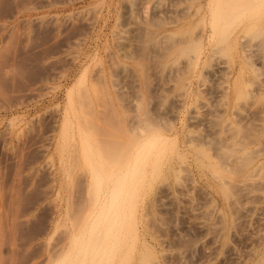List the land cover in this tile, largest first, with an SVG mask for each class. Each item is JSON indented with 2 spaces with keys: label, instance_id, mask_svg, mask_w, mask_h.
Instances as JSON below:
<instances>
[{
  "label": "rangeland",
  "instance_id": "374dc122",
  "mask_svg": "<svg viewBox=\"0 0 264 264\" xmlns=\"http://www.w3.org/2000/svg\"><path fill=\"white\" fill-rule=\"evenodd\" d=\"M263 246L264 0H0V264Z\"/></svg>",
  "mask_w": 264,
  "mask_h": 264
},
{
  "label": "bare ground",
  "instance_id": "6f19581e",
  "mask_svg": "<svg viewBox=\"0 0 264 264\" xmlns=\"http://www.w3.org/2000/svg\"><path fill=\"white\" fill-rule=\"evenodd\" d=\"M161 22V21H160ZM160 22H158V23H160ZM152 24V23H151ZM157 28V27H156ZM149 29V28H148ZM146 31V30H145ZM144 31V32H145ZM155 31V30H154ZM150 32V30L147 32L148 34H150L149 33ZM151 32H152V30H151ZM154 33V32H153ZM152 33V34H153ZM155 34V33H154ZM143 36V35H142ZM148 36H150V37H152V35H148ZM148 36L147 37H145L146 39L148 38ZM144 37V36H143ZM152 39V38H151ZM159 39V38H158ZM157 38H156V40H158ZM126 40V39H125ZM139 40V39H138ZM144 41H145V39H144ZM154 41V40H153ZM122 42V41H121ZM120 42V43H121ZM126 41H124V42H122L123 43V45H124V47H128V43L126 44L127 46H125V43ZM170 42V41H169ZM171 42H172V40H171ZM176 42V41H175ZM184 42V41H183ZM145 44H148L149 42L148 41H145L144 42ZM155 43H156V41H155ZM173 43V45H175L176 43H174V42H172ZM186 43V42H185ZM144 44V46H146V48L147 47H150L151 46V44H154V43H151L150 42V44H148V46L147 45H145ZM182 44V43H181ZM184 44V43H183ZM198 44V43H197ZM121 45V44H120ZM122 45V46H123ZM150 45V46H149ZM163 45V44H162ZM188 45V44H187ZM195 45H196V43H195ZM121 46V47H122ZM179 46H181V45H179ZM191 46V45H190ZM178 47V46H177ZM194 47V46H193ZM195 47H197V46H195ZM164 48V47H163ZM181 49H182V46L180 47ZM187 48H188V46H187ZM191 48V47H190ZM198 48V47H197ZM121 49H123V47L121 48ZM126 49V48H125ZM128 49V48H127ZM156 49V48H155ZM166 49V48H165ZM130 50V49H129ZM129 50H125V52H128ZM145 50V49H144ZM148 49H146V51H147ZM150 50V49H149ZM160 50V49H159ZM169 50V49H168ZM178 50H179V48H178ZM184 50V49H183ZM192 50V49H191ZM198 50V49H197ZM136 51V50H135ZM140 51V50H139ZM181 51V50H180ZM192 51H194V48H193V50ZM133 52V51H132ZM131 52V53H132ZM149 52V51H148ZM173 52V51H172ZM176 52V51H175ZM184 53H185V51H183ZM141 53V52H140ZM146 53V52H145ZM151 53V52H150ZM166 53V52H165ZM130 54V53H129ZM147 54V53H146ZM171 54V53H170ZM175 54V53H174ZM182 54V53H181ZM188 54V53H187ZM144 55V54H143ZM185 55V54H184ZM190 55V54H189ZM127 56V55H126ZM149 56V55H148ZM129 57H132V55L130 54V56ZM141 57H143V56H141ZM163 57V56H162ZM193 58V57H192ZM137 60V59H136ZM142 61H143V59H142ZM189 61H191V60H189ZM141 62V61H140ZM139 62V63H140ZM161 62V61H160ZM137 63V62H136ZM190 63V62H189ZM188 63V65H190ZM145 64V63H144ZM143 65V64H142ZM142 65H140V66H142ZM146 67V66H145ZM144 68V67H143ZM136 128H138V127H136ZM221 187H219V189H220ZM221 190V189H220ZM222 190L223 191H225L224 190V188L222 187ZM226 193H229V191H225V192H223V194H226ZM104 204H105V202L104 203H102V205L104 206ZM102 206V207H103ZM105 207V206H104ZM253 255V254H252ZM104 263H106V261L104 262ZM109 263V262H108ZM246 263V262H245ZM246 264H264V246L262 247V248H259V250L257 249V250H255V252H254V255H253V257H252V259L250 260V261H248Z\"/></svg>",
  "mask_w": 264,
  "mask_h": 264
}]
</instances>
